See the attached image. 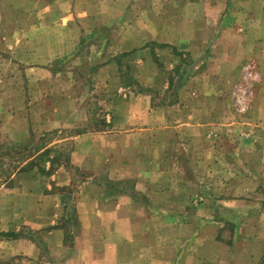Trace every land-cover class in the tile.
Listing matches in <instances>:
<instances>
[{
    "label": "rangeland",
    "instance_id": "374dc122",
    "mask_svg": "<svg viewBox=\"0 0 264 264\" xmlns=\"http://www.w3.org/2000/svg\"><path fill=\"white\" fill-rule=\"evenodd\" d=\"M68 2L0 0V264H264V0Z\"/></svg>",
    "mask_w": 264,
    "mask_h": 264
},
{
    "label": "crops",
    "instance_id": "0c3cea01",
    "mask_svg": "<svg viewBox=\"0 0 264 264\" xmlns=\"http://www.w3.org/2000/svg\"><path fill=\"white\" fill-rule=\"evenodd\" d=\"M61 2L63 1V0H60ZM92 1H94V0H70V2H68V3H70L71 4V8H72V10H74L73 8L75 7H78V5H82L83 3L84 4H88V3H91ZM44 9H47V8H44ZM73 13L74 12H71V15H73ZM106 69H109V66H106ZM148 103H150V101L148 102ZM147 105V104H146ZM148 130H150V128L148 129ZM151 130H152V128H151ZM150 137V136H149ZM148 137V138H149ZM135 146V145H134ZM130 147H133V145L131 146V145H126V146H124V150H122V152L124 151H128V150H132V151H137V150H139L138 148H134L133 147V149L132 148H130ZM152 174V173H151ZM144 175V177L146 176V172L145 173H143L142 174V176ZM11 180L10 181H12V187H10V188H8V189H6L5 190V192H0V204H4L6 201L7 202H10L11 200H13L14 201V197H15V191L16 190H22L21 188H19V185L21 184V181H22V179L23 178H17V177H15V175L14 176H12L11 178H10ZM141 179L142 178H140V180H139V182H141ZM147 180V179H146ZM149 181H150V184H153V182L155 183V181L156 180H152V178H150L149 179ZM149 184V185H150ZM140 185H142V182L140 183ZM181 193H185V192H183V190H181ZM1 206V205H0ZM11 206H12V203L10 204V210H11ZM0 208H2V207H0ZM8 212H10V211H7V210H4V212H2V210H0V213H3V214H7ZM150 264H163V263H160L159 262V260L157 259V260H152V262L150 263Z\"/></svg>",
    "mask_w": 264,
    "mask_h": 264
}]
</instances>
